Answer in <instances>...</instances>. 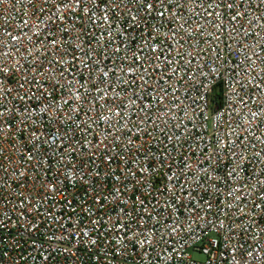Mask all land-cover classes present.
<instances>
[{
	"label": "built area",
	"instance_id": "1",
	"mask_svg": "<svg viewBox=\"0 0 264 264\" xmlns=\"http://www.w3.org/2000/svg\"><path fill=\"white\" fill-rule=\"evenodd\" d=\"M0 264H264V0H0Z\"/></svg>",
	"mask_w": 264,
	"mask_h": 264
},
{
	"label": "rangeland",
	"instance_id": "2",
	"mask_svg": "<svg viewBox=\"0 0 264 264\" xmlns=\"http://www.w3.org/2000/svg\"><path fill=\"white\" fill-rule=\"evenodd\" d=\"M194 258H195V259H200V257H199V256H197V255H195V256H194Z\"/></svg>",
	"mask_w": 264,
	"mask_h": 264
}]
</instances>
